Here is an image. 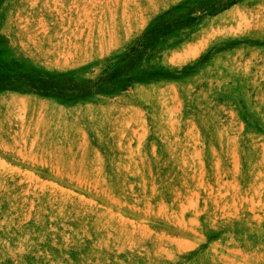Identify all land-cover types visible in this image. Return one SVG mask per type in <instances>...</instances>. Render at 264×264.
<instances>
[{"label": "rangeland", "instance_id": "374dc122", "mask_svg": "<svg viewBox=\"0 0 264 264\" xmlns=\"http://www.w3.org/2000/svg\"><path fill=\"white\" fill-rule=\"evenodd\" d=\"M0 264H264V0H0Z\"/></svg>", "mask_w": 264, "mask_h": 264}, {"label": "bare ground", "instance_id": "6f19581e", "mask_svg": "<svg viewBox=\"0 0 264 264\" xmlns=\"http://www.w3.org/2000/svg\"><path fill=\"white\" fill-rule=\"evenodd\" d=\"M6 108V107H5ZM18 121V120H17Z\"/></svg>", "mask_w": 264, "mask_h": 264}]
</instances>
